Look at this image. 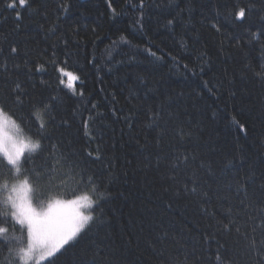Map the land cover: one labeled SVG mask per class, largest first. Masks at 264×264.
Here are the masks:
<instances>
[{"label": "trees", "instance_id": "obj_1", "mask_svg": "<svg viewBox=\"0 0 264 264\" xmlns=\"http://www.w3.org/2000/svg\"><path fill=\"white\" fill-rule=\"evenodd\" d=\"M0 110L38 142L0 157V264L19 179L91 199L41 264H264V0H0Z\"/></svg>", "mask_w": 264, "mask_h": 264}, {"label": "rangeland", "instance_id": "obj_2", "mask_svg": "<svg viewBox=\"0 0 264 264\" xmlns=\"http://www.w3.org/2000/svg\"><path fill=\"white\" fill-rule=\"evenodd\" d=\"M58 72L61 77L65 76V85L72 87L75 75L62 68ZM37 148L38 142L18 134L17 123L0 110V157L15 173L19 171L21 156ZM30 193L29 184L19 179L5 193V202L11 216L27 233L22 264H41L72 243L87 226L91 199L81 196L69 201L51 200L42 209L35 210L31 208Z\"/></svg>", "mask_w": 264, "mask_h": 264}]
</instances>
